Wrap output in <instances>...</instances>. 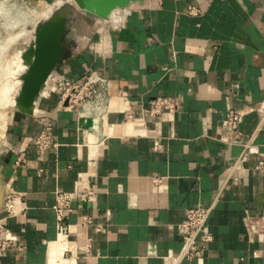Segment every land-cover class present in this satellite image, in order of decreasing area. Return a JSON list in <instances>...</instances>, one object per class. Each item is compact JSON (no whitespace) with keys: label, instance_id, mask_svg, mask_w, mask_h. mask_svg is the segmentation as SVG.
<instances>
[{"label":"crops","instance_id":"crops-1","mask_svg":"<svg viewBox=\"0 0 264 264\" xmlns=\"http://www.w3.org/2000/svg\"><path fill=\"white\" fill-rule=\"evenodd\" d=\"M126 4L116 6L123 18L82 12L56 69L57 80L92 70L110 79L103 120L63 108L53 92L9 125L1 190L23 192L28 209L6 218L0 238L13 244L0 264H171L183 245L178 226L199 204L212 206L213 239L180 264H264V0ZM158 96L175 97L177 111L145 113ZM229 108L245 112L237 130ZM50 122L59 145L42 158L34 141ZM86 186L95 194L74 200L59 240L55 190ZM84 215L93 222L82 225Z\"/></svg>","mask_w":264,"mask_h":264},{"label":"built area","instance_id":"built-area-1","mask_svg":"<svg viewBox=\"0 0 264 264\" xmlns=\"http://www.w3.org/2000/svg\"><path fill=\"white\" fill-rule=\"evenodd\" d=\"M200 10L194 6L190 8V13L197 14ZM54 92L59 93L60 103L63 108L77 110L84 118H92L96 124H99L110 108V79L103 75L99 70L90 71L83 80L76 78L63 77L58 79ZM122 100L127 98L123 92ZM179 108V102L175 97L158 96L150 100L149 105L145 108V113L151 116H157L165 111L175 112ZM245 115L244 111L229 108L226 115V124L230 130H237L240 122ZM259 130L264 129V105ZM127 120H135L137 117L134 113L126 115ZM144 121L145 117L142 118ZM239 133H241L239 131ZM251 141V140H250ZM35 146L42 158L53 149H57L58 143L53 133V123H48L42 128L35 138ZM156 148L161 147L159 138L155 140ZM250 149V143L246 144ZM248 153L244 152L240 160H245ZM25 161L24 156L19 157L17 163ZM259 164L264 168V161L260 160ZM162 177H157L156 181H161ZM95 194L92 186H86L83 189L67 190L57 188L55 190V200L53 209L56 213L57 234L59 240L70 233V225L67 222L69 214L74 210L73 202L79 198L83 201L90 200ZM24 193L16 190H10L3 198V204L0 207V233L5 230V220L8 217L24 215L28 206L24 201ZM212 211V206L199 204L189 207L186 210V219L179 224V230L183 241L180 252L173 257L171 264H180L184 259L192 261L195 258L203 256L207 244L212 241L213 234L209 229L208 221ZM93 222V218L84 215L81 218V224L87 225ZM100 229V227H98ZM87 248L92 246L91 238L87 239ZM13 241L8 238H0V249L8 250ZM8 264V263H7Z\"/></svg>","mask_w":264,"mask_h":264},{"label":"rangeland","instance_id":"rangeland-1","mask_svg":"<svg viewBox=\"0 0 264 264\" xmlns=\"http://www.w3.org/2000/svg\"><path fill=\"white\" fill-rule=\"evenodd\" d=\"M57 1L65 2L67 6L55 9L54 5ZM124 5L128 6L130 4ZM80 6L78 0H0V89L2 86L7 85L9 88L5 89L13 93L14 86L27 82V77L21 81L22 83L15 80L23 73L24 66L21 65V60L23 58H36L35 54L33 55L36 48L35 38L42 30L55 32L54 46L50 48L49 53L46 55L47 58L45 56L46 59L48 57L51 59V72L49 69L46 70V75L43 76L38 91L32 92L29 90L28 93L33 97H29L21 104H7L0 101V114L3 112L0 115V155L7 138L9 125L14 117L18 113L27 112L25 110L29 108H31L28 110L29 112H34L38 99L42 96H50L54 92L53 89L57 82L56 69L60 63L57 62V59L61 61V57L66 51L64 48L73 36L70 34L75 32L76 19L82 15ZM125 8L127 9V7ZM121 10L123 9L115 8L111 10L109 18L113 15H115V18L116 14L123 13ZM68 15H70L69 23L64 26L65 18ZM60 49L64 50L56 56Z\"/></svg>","mask_w":264,"mask_h":264},{"label":"water","instance_id":"water-1","mask_svg":"<svg viewBox=\"0 0 264 264\" xmlns=\"http://www.w3.org/2000/svg\"><path fill=\"white\" fill-rule=\"evenodd\" d=\"M80 3V8L84 7L86 9H88L89 11H91L95 16L98 17H107L109 15V13L111 12V10L113 9V7H116L118 5H124L126 4L128 1L130 0H78ZM136 1V0H134ZM82 10V9H81ZM90 15V14H89ZM54 34L55 32H48L45 30H42L35 38L36 40V48H35V59H38L41 61L44 60V57L48 54L50 48L52 46H54ZM65 49V48H64ZM64 49H60V51L56 54V56H58L61 52H63ZM55 56V57H56ZM62 58V57H61ZM57 59V57H56ZM36 61V60H35ZM33 62L32 66L33 67L37 62ZM57 62L59 63L60 60L57 59ZM35 73L34 74V82L31 83L30 85V90L32 92L38 91L39 86L42 83V79L43 76L46 75V69H35ZM45 77V76H44ZM31 109V108H29ZM25 110L27 112H29L28 110ZM1 180H2V171L0 169V207L3 203V193L1 190Z\"/></svg>","mask_w":264,"mask_h":264},{"label":"bare ground","instance_id":"bare-ground-1","mask_svg":"<svg viewBox=\"0 0 264 264\" xmlns=\"http://www.w3.org/2000/svg\"><path fill=\"white\" fill-rule=\"evenodd\" d=\"M72 3H73V1H72ZM66 3L65 2H59V1H57L56 3H55V5H54V7H55V9H61L62 8V6H67V5H65ZM79 5V4H78ZM118 6H121V5H118ZM126 7V5H124L123 6V8H125ZM49 8V7H48ZM116 7H113V9H115ZM118 8V7H117ZM122 8V9H123ZM81 9H82V12H85V13H87V14H90V15H93V16H95L91 11H89L88 9H86V8H84V7H81ZM112 9V10H113ZM119 9H121V8H119ZM126 9V8H125ZM47 10V9H46ZM121 11H123V10H121ZM127 11H128V9H127ZM113 12V11H112ZM118 12H120V11H118ZM46 13V12H45ZM112 14V13H111ZM119 14V13H118ZM113 15V14H112ZM120 16H121V14H119ZM119 15H117L116 14V17H118ZM110 16V15H109ZM114 16L115 15H113V16H111V17H113L114 18ZM108 17V16H107ZM106 18V17H105ZM121 18H123V16H121ZM69 19H70V15H68V16H66V18H65V21H64V26H66L67 25V23H69ZM109 19V18H108ZM110 20H111V18H110ZM121 19H119V21H120ZM115 21V20H114ZM109 22V21H108ZM99 25V24H98ZM92 29H93V27H92ZM89 34V33H88ZM70 35H72V34H70ZM70 37V36H69ZM49 53V52H48ZM35 53H33V55H34ZM46 58H47V56H46ZM45 57H44V60H42L41 59V61L40 60H37V61H35V58L33 59V57L32 58H23L22 60H21V65H23L24 66V68H23V73H22V75H19L18 77H16V81L19 83H22L21 81L22 80H24L26 77V79H27V82L25 83V84H18V85H16V86H14V89H13V93L11 92V91H7L5 88H9V86H7V85H4V86H2V88L0 89V101H1V103H7V104H12V103H14V104H21L22 102H25L27 99H29V97H33L31 94H29L28 92H29V90H30V85H31V83L32 82H34L33 80H34V74L33 73H35V70H34V68L35 69H38V68H41V69H46V70H50V72H51V59H50V57H48V59H46ZM37 62L33 67H31L32 66V63L33 62ZM53 61V60H52ZM53 63V62H52ZM31 67V68H30ZM29 68H30V70H29ZM31 73V74H30ZM29 80V81H28ZM13 81H14V79H13ZM12 86V85H11ZM10 86V87H11ZM12 93V94H11ZM12 95V96H11ZM3 113V112H2ZM2 113L0 114V115H2ZM4 115V114H3ZM6 115V114H5ZM3 196H4V194H3Z\"/></svg>","mask_w":264,"mask_h":264}]
</instances>
